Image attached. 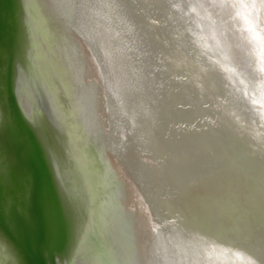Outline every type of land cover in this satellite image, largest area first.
<instances>
[{"label": "bare ground", "instance_id": "1", "mask_svg": "<svg viewBox=\"0 0 264 264\" xmlns=\"http://www.w3.org/2000/svg\"><path fill=\"white\" fill-rule=\"evenodd\" d=\"M22 1L19 101L90 201L70 264H264V0Z\"/></svg>", "mask_w": 264, "mask_h": 264}, {"label": "water", "instance_id": "2", "mask_svg": "<svg viewBox=\"0 0 264 264\" xmlns=\"http://www.w3.org/2000/svg\"><path fill=\"white\" fill-rule=\"evenodd\" d=\"M24 12L22 0H0V49L2 51H6V49L8 50L7 54L5 52V54L0 55V70H3L5 65L10 67L9 75L7 77L9 79V85H6L4 89H0V120L3 117L6 118L10 113H15V115L25 120L30 127L29 129H25L27 127H24V129H3L1 131L0 145L4 153L1 157L6 163L2 170H5V168L7 169L10 163L15 162L17 163L16 165L20 166L24 175L26 174V171L29 172L30 167H32L35 180H37L40 175L39 168L42 166V163L45 162L48 167L50 165L51 169L49 170L54 176V179H52L53 183L59 191L57 192V199L58 202H62L61 209L57 208L60 209L61 213H66L68 211L70 218L74 220L73 225L77 227L75 242L73 243L72 251H69V253L57 251L54 248L46 249L42 247V242H39L37 245L42 249L40 253L38 254L37 251L34 250L30 253L28 251H23V260L21 264H70L82 235L81 230L78 228H80L79 226L81 225L84 226L87 217L89 219V211H87V207L89 208L90 201L86 196L85 203H82L81 198L78 195L74 196L67 184V180L65 179L66 171H70V167H75L73 158L69 157L66 153V135L63 134L53 122V129L44 127L39 112H37L33 119L28 117L19 101L17 83L21 70L27 81L32 82V65L27 51V38L23 21ZM9 39L12 40L9 41ZM37 94L38 96L40 95L39 92H37ZM33 128L38 129V135L40 137L39 141H35L34 143H32L29 138V134ZM56 163L58 164L59 169H57ZM75 169L77 170L76 167ZM58 170L62 175L64 185L58 176ZM69 173H71V171ZM70 175L76 177L77 180H81L82 178L77 171ZM25 176L24 180L26 181L27 178ZM27 190L28 192L23 195L28 197L30 201L31 198L33 199L34 197V191L31 192L30 187H28ZM34 190L36 189L34 188ZM9 197L10 196L5 198L3 196L0 197V204H3L5 209H7L6 204ZM47 201L50 208L46 207V210H42V208L40 209L39 207L38 209H33V205H30L31 207H28L30 210L26 211L34 214L35 220H39L40 222V218L46 217L45 215L48 212L46 225L49 226L48 220L50 219L52 222L51 218L52 215L54 216L55 208L50 202L51 198L49 196H47ZM7 212L8 211L5 210L6 214H8ZM64 254L66 256H64Z\"/></svg>", "mask_w": 264, "mask_h": 264}, {"label": "rangeland", "instance_id": "3", "mask_svg": "<svg viewBox=\"0 0 264 264\" xmlns=\"http://www.w3.org/2000/svg\"><path fill=\"white\" fill-rule=\"evenodd\" d=\"M11 40L12 39H9V41ZM5 52L7 54L8 50L6 49V51H2L0 49V55L5 54ZM4 69L0 70V89H4L6 85H9V79L7 77L9 75L10 67L5 65ZM39 113L44 127L53 129L52 121L44 103H42ZM24 127H27L25 129L30 128L28 123L21 117L15 115V113H10L6 118L3 117L0 120V129H24ZM16 164L17 163L12 162L7 169L5 168V170L0 172V197L5 194L6 191H9L10 193L9 200H7L6 204L8 210L4 208V210L8 211V214H6L5 217L17 225L16 229L12 231L7 230L6 228L3 229L1 226L5 227V225L0 212V233L2 237L0 242L3 246L1 248L4 251L6 264H21L23 260V251H28L30 253L34 250L39 254L42 250L41 247L37 245L39 242H42V247L46 249L54 248L57 251L71 252L73 243L75 242L77 227L73 225L74 220L70 218L67 210L66 213L60 212L62 202H58L57 192L59 191L51 179L48 165L43 162L42 166H40V175L35 182L36 190H34V197L33 199L31 198L32 201H29V198L23 195L24 192L22 191L21 182L19 180V171L21 169L20 166ZM48 175L50 176V179H48ZM47 195L51 198L50 202L55 208L54 216L52 215V218L50 217L52 222L49 218L50 221L47 219L49 226L46 225L48 212L45 215L46 217L40 218L41 222L35 220V215L33 216L30 213H27L26 215V213H23L30 210L28 208L31 207L30 205H33V209H38L39 207L40 209L42 208V210H46V207L50 208L47 201Z\"/></svg>", "mask_w": 264, "mask_h": 264}, {"label": "flooded vegetation", "instance_id": "4", "mask_svg": "<svg viewBox=\"0 0 264 264\" xmlns=\"http://www.w3.org/2000/svg\"><path fill=\"white\" fill-rule=\"evenodd\" d=\"M3 129H0V135H1V131H2ZM1 137V136H0ZM29 138H30V140L32 141V143H34L35 141L36 142H38L39 141V135H38V129H35V128H33V129H31V132H30V134H29ZM4 155V153H3V151H2V148H1V145H0V172L2 171V169L4 168V165L6 164L3 160H2V157L1 156H3ZM49 169H51L50 168V165H49ZM33 171V169H32V167H30V169H29V172H27L26 171V176L24 175V173H22V169L19 171L20 172V177H19V180H20V182H21V186H22V191L26 194L27 192H28V187H30V190H31V192L32 191H34V186H35V182H36V180H35V177H34V173L32 172ZM49 172L51 173V171L49 170ZM24 176L27 178V180L25 181L24 180ZM49 176V175H48ZM54 176L52 175V173H51V179H54L53 178ZM48 179H50V176L48 177ZM4 198L5 197H7V196H10V193H9V191H6L5 192V194H3L2 195ZM48 196V195H47ZM4 206H3V204L1 205L0 204V212H1V215H2V217H3V222H4V225H5V227H3V226H1L3 229H7V230H9V231H12V230H14V229H16V227H17V225L16 224H14L12 221H10V220H8L6 217H5V215H6V213H5V210H4ZM3 231V230H2ZM1 232V231H0ZM0 240H2V237H1V233H0ZM0 246L1 247H3L2 246V243L0 242ZM66 254V253H65ZM64 254V256H66Z\"/></svg>", "mask_w": 264, "mask_h": 264}]
</instances>
